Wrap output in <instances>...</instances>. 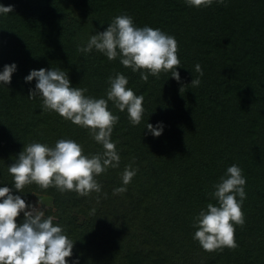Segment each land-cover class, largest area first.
<instances>
[{
    "label": "trees",
    "instance_id": "16d2710c",
    "mask_svg": "<svg viewBox=\"0 0 264 264\" xmlns=\"http://www.w3.org/2000/svg\"><path fill=\"white\" fill-rule=\"evenodd\" d=\"M0 5L13 8L0 14V73L16 65L10 84L0 82V188L9 187L30 205L32 192L52 198L45 216L55 217L54 224L75 241L67 264L77 259L78 264H264V0H226L227 6L214 2L205 8L189 7L185 0H0ZM74 10L77 17L70 14ZM121 14L131 16L136 27L175 37L179 83L171 72L144 82L119 57L109 61L95 49L77 51ZM41 68H60L70 86L105 99L109 77L120 73L127 87L145 97L144 117L136 126L126 110L109 102L119 116L111 139L120 165L97 177L100 193L81 197L36 184L22 192L14 188L7 169L29 143L54 147L59 139H72L85 155L103 151L87 129L44 110L40 96L28 98L36 81L25 77ZM198 77L199 87H192ZM147 123L162 124V134L153 137ZM129 164L138 171L125 186L122 173ZM233 164L246 178L245 223L236 226L235 250L208 253L193 239L194 218L208 203L217 204L210 195L213 185ZM118 187L127 191L114 194ZM23 219L21 213L16 222Z\"/></svg>",
    "mask_w": 264,
    "mask_h": 264
},
{
    "label": "clouds",
    "instance_id": "9594fccd",
    "mask_svg": "<svg viewBox=\"0 0 264 264\" xmlns=\"http://www.w3.org/2000/svg\"><path fill=\"white\" fill-rule=\"evenodd\" d=\"M214 2L227 6L226 0H185L186 5L193 8L209 7ZM12 11L11 6L0 5V14L7 15ZM93 49L109 61L119 57L120 64L133 73L139 71L144 82L148 81L149 75L159 78L161 73L168 72L172 79L180 82L177 69L181 68V61L175 37L158 28L136 27L133 18L127 14L116 16L103 32L91 35L86 46H78L77 51L88 54ZM15 71V64L5 65L0 82L10 84ZM195 72L203 76L200 64L195 65ZM33 80L36 81L35 90L29 91L28 98L40 96L44 110L87 129L103 151L85 155L83 147L72 139H59L54 147L40 142L29 143L7 169L13 177L15 190L22 192L26 186L36 184L43 190L56 188L61 193L75 192L81 197L100 193L102 185L97 177L120 165L116 143L111 139L119 116L109 110V102L120 112L126 110L131 124L136 126L144 117L145 97L127 87L128 79L120 73L109 77L106 99L86 96V88L70 86L67 72L60 68L32 70L25 81ZM200 83L198 77L192 79L190 85L199 87ZM145 128L153 137H159L163 131L160 123L155 126L147 123ZM137 171L131 164L125 166L123 185H128ZM245 185L246 178L236 164L228 167L219 182L213 185L214 191L210 195L217 204L208 203L193 222L197 229L193 239L205 252L238 247L235 232L236 226L243 227L245 223L242 211ZM126 191V187H118L114 194ZM0 201V264H67L75 241L65 234L63 226L54 224L55 217H46L44 210L14 196L9 187L0 188ZM21 213L24 219L18 224L16 221ZM94 213L95 209L92 210ZM73 264H78V259Z\"/></svg>",
    "mask_w": 264,
    "mask_h": 264
},
{
    "label": "rangeland",
    "instance_id": "374dc122",
    "mask_svg": "<svg viewBox=\"0 0 264 264\" xmlns=\"http://www.w3.org/2000/svg\"><path fill=\"white\" fill-rule=\"evenodd\" d=\"M72 10V9H71ZM73 17H77L79 15V11L74 10L70 13ZM193 174V173H192ZM31 203L33 206H39L41 210H44L45 213L48 212V208L52 207V198L47 195L38 194L35 192L31 193ZM84 218L83 214L79 215V221L81 222Z\"/></svg>",
    "mask_w": 264,
    "mask_h": 264
}]
</instances>
